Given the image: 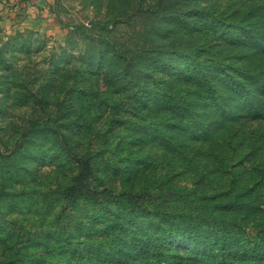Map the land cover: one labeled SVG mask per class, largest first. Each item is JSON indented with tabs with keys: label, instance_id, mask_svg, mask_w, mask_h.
Here are the masks:
<instances>
[{
	"label": "rangeland",
	"instance_id": "rangeland-1",
	"mask_svg": "<svg viewBox=\"0 0 264 264\" xmlns=\"http://www.w3.org/2000/svg\"><path fill=\"white\" fill-rule=\"evenodd\" d=\"M0 264H264V0H0Z\"/></svg>",
	"mask_w": 264,
	"mask_h": 264
},
{
	"label": "trees",
	"instance_id": "trees-1",
	"mask_svg": "<svg viewBox=\"0 0 264 264\" xmlns=\"http://www.w3.org/2000/svg\"><path fill=\"white\" fill-rule=\"evenodd\" d=\"M246 16V14H243L241 20H239L238 24L235 25H241V23L245 24L246 20L244 19V17Z\"/></svg>",
	"mask_w": 264,
	"mask_h": 264
}]
</instances>
